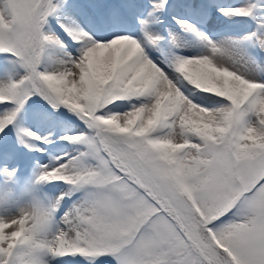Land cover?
<instances>
[{"label":"snow or ice","instance_id":"obj_1","mask_svg":"<svg viewBox=\"0 0 264 264\" xmlns=\"http://www.w3.org/2000/svg\"><path fill=\"white\" fill-rule=\"evenodd\" d=\"M173 8L200 23L219 13L252 17L257 27L217 41L172 15L203 45L185 55L170 27L167 38L158 30ZM257 9L264 0L215 8L213 0H0V55L15 71L0 78V134L13 125L17 141L0 149V264L69 255L115 264H264V15L257 18ZM34 97L51 112L33 111ZM62 108L83 124L57 137L75 147L37 163L33 194L18 202L19 147L43 153L33 141L54 142L23 121ZM57 182L67 185L57 195L35 194ZM65 198L71 204L58 217Z\"/></svg>","mask_w":264,"mask_h":264},{"label":"rangeland","instance_id":"obj_2","mask_svg":"<svg viewBox=\"0 0 264 264\" xmlns=\"http://www.w3.org/2000/svg\"><path fill=\"white\" fill-rule=\"evenodd\" d=\"M245 2H247V0H213V8L216 6H236ZM172 15H182L184 18L192 19L193 22L197 23V27L201 31L207 32V34L212 39L217 41L228 37H243L245 34L255 31L257 27L256 21L252 17H231L232 19H230V17L223 16L219 13H214L213 18L209 23H200L198 17L190 16L184 9L173 8L169 13L166 14V25L158 26V28L160 33L167 38L168 33L165 30V27H170L172 33L177 36L178 42L182 45V47L177 49V51L185 55L196 54L203 49V45L194 34L182 31L179 25H177L175 21L171 20ZM262 15H264V10L257 9L256 17L259 18ZM246 19H252V21L247 22ZM244 22L247 24H244ZM53 27L59 31L62 38L71 47V41L66 35L63 34L62 30L59 29V26L53 22ZM131 27L132 26L129 25L122 30L130 31ZM156 55H159V53H156ZM11 59L12 58L10 57L0 55V78H5L9 74H15V71L13 70L14 66L10 63ZM258 61L264 65V59H261L259 56ZM5 68L9 69V71L5 72ZM259 75L260 78H264V71H260ZM40 100L41 99L39 97L33 98V111L43 112L46 110L51 112V109L47 108L45 102ZM41 106L44 107L41 108ZM119 110L122 111L123 109ZM23 125L39 133V135L42 137L47 136L54 142L51 144H45L39 140L33 141L35 145L46 149V151L43 153L35 150L25 149L22 146L19 147L18 162L20 165V179L18 184L15 186V190L16 200L21 203L28 201L33 194L28 189L33 187L32 181L35 179V165L37 163H49L52 157L60 155L61 152L71 151L75 147V145L70 144L67 141L59 140L57 137L62 136L65 133L80 131L83 128L82 122L71 112H68L67 109L63 108L60 110V114L52 115L51 118H45L43 116L33 117L30 115L29 118L23 121ZM7 133L8 134L6 136L4 134H0V149L15 148L17 145L16 127L9 125ZM49 134L51 135L49 136ZM15 163L16 162L14 161L9 166H14ZM66 187L67 185H63L58 182L52 184H42L36 186L35 194L41 199H47L48 197L57 195L60 190ZM78 195L79 193H76V196ZM76 196H73L72 199H75ZM70 204L71 200L65 198V201L63 202L60 211L57 213V216L59 217ZM52 264H115V262L106 257H102L95 261H90L79 255H69L55 258L52 261Z\"/></svg>","mask_w":264,"mask_h":264},{"label":"bare ground","instance_id":"obj_3","mask_svg":"<svg viewBox=\"0 0 264 264\" xmlns=\"http://www.w3.org/2000/svg\"><path fill=\"white\" fill-rule=\"evenodd\" d=\"M245 1V0H244ZM238 2V1H237ZM240 3V2H239ZM158 30H159V28H158ZM20 179V178H19ZM21 181V180H20Z\"/></svg>","mask_w":264,"mask_h":264}]
</instances>
